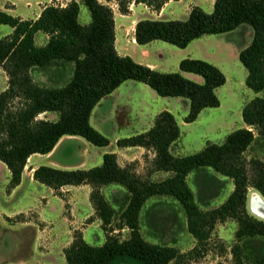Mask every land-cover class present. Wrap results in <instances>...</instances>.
Wrapping results in <instances>:
<instances>
[{"label": "trees", "instance_id": "obj_1", "mask_svg": "<svg viewBox=\"0 0 264 264\" xmlns=\"http://www.w3.org/2000/svg\"><path fill=\"white\" fill-rule=\"evenodd\" d=\"M89 12V21L79 20L80 3ZM70 0L65 5L49 3L36 18H22L0 9V24L9 33L0 37V69L7 77L0 91V162L9 171L8 188L22 179L32 154H47L64 135L79 136L103 147L108 137L90 122L99 101L127 80L147 85L162 97H181L188 102L185 123L193 122L208 107H218V87L226 83L223 71L205 59L183 57L177 72H162L121 55L115 47V20L112 8L99 0ZM143 3L160 11L169 0H118L119 10L129 12L130 2ZM6 9L10 7L5 6ZM239 27L252 30L251 40L239 45L238 59L247 71L245 85L254 93L264 89V0H214L211 11L193 5L185 19L142 18L135 23L134 39L139 45L161 40L186 48L206 34L229 33ZM47 36L43 44L36 35ZM71 64V75L62 85L36 79L35 72L55 67L63 71ZM185 73L199 75L202 81ZM52 112L55 119L42 114ZM246 127L229 132L222 143L207 142L199 151L174 155L170 147L180 137V127L168 110L160 111L145 131L118 138L117 147L140 146L154 152L153 171L168 172L161 180L138 174L133 162L121 166L114 152L102 155L100 165L86 169H62L39 165L33 179L62 196L64 186L89 185L90 204L105 234L101 245H91L81 231L63 249L66 264H187L204 257L217 223L235 221L234 242L230 246L232 264H264V219L247 209L252 188L264 200V161L246 158L245 152L257 137L264 138V98L255 95L241 109ZM211 168L231 179L233 187L216 207L202 209L187 177L195 170ZM121 186L126 205L117 212L101 188ZM153 196H169L178 201L194 245L183 252L175 246L147 241L140 231V211ZM128 229L127 238L119 231ZM218 252L226 251L224 244Z\"/></svg>", "mask_w": 264, "mask_h": 264}, {"label": "rangeland", "instance_id": "obj_2", "mask_svg": "<svg viewBox=\"0 0 264 264\" xmlns=\"http://www.w3.org/2000/svg\"><path fill=\"white\" fill-rule=\"evenodd\" d=\"M69 1L0 0V9L7 11L5 8L7 4L9 9H12V14L33 18L45 4L63 6ZM99 1L110 6L114 12L115 41L119 54L130 53L135 61L145 60L162 72H177L178 58L182 56L205 59L218 66L226 76V83L216 90L220 105L204 108L197 119L190 123L183 121L188 113L186 99L162 97L141 82L125 81L113 93L103 97L91 113V124L111 141L109 150L117 148L118 138L142 132L147 121L153 123L155 116L162 110L170 111L180 127L181 136L173 144L174 155L195 153L207 142L222 143L229 132L245 125L241 117L243 105L255 94L264 98V89L254 93L245 85L247 71L238 59L239 45L245 46L251 40L250 28L239 27L229 33L206 34L193 40L186 49L161 40L151 41L145 49H139L133 40L135 23L139 19H185L193 5L211 11L214 0H169L160 11H152L143 3L132 1L128 4L127 14L119 10L118 0ZM79 3V20L87 23L90 19L89 12L80 1ZM8 30H11L8 25L0 24V37ZM37 42L42 43V39L38 38ZM70 75L71 64H67L63 71L50 67L35 72L36 79L49 85H62ZM189 78L197 82L202 81L199 75L191 74ZM6 84L5 73L0 69V90ZM79 138L82 141H65L64 150L58 151L55 159L74 165H87L86 161L80 163L78 161L81 142H87L84 138ZM88 144L91 150L86 149L84 156L86 160L94 159L100 148L89 142ZM70 150L72 153L68 154ZM151 154V152L144 154L140 162L137 160L131 162L134 163L138 174L152 180H161L168 176V173L164 171L155 173L152 170ZM245 156L248 159L257 157L264 161V138L257 137L246 150ZM27 163L30 167L34 164L32 160ZM30 167L27 168L26 175ZM9 177L8 169L0 162V262L4 261L1 264H14L17 261H23L25 264H66L62 252L64 247L62 250L61 248L67 243V234L70 236L68 230L78 225V229L71 231L73 235L74 231H80V227L96 218L94 214L83 219L87 202H90L89 196L87 199L86 189L69 187L71 191L62 192V196L59 197L49 187L24 177L21 184L11 191L8 188ZM187 180L202 209H210L221 204L233 187L231 179L216 173L211 168L192 171ZM101 190L117 212L126 205L127 194L119 185L109 184L103 186ZM159 197L161 198L149 201L141 211V229L144 238L152 243L182 248L183 252L189 250L195 241L187 231L186 219L180 204L172 197ZM254 199L264 201L257 191L250 188L247 209L255 217L264 219L252 210ZM72 212L74 218L71 216ZM40 216L44 221H40ZM65 216L68 220L64 221ZM72 220L76 223L72 224L70 222ZM235 229L236 223L231 219L217 223L209 241L211 251L198 261L187 264H232L230 246L234 242ZM36 230L42 233L37 238ZM118 233L123 239L128 237L129 231L124 229ZM58 238L61 243L57 241ZM104 239L105 234L100 227L93 224L88 229L86 242L89 244L98 246L104 242ZM220 244L226 247L223 254L218 252ZM121 263L117 261L116 264Z\"/></svg>", "mask_w": 264, "mask_h": 264}, {"label": "crops", "instance_id": "obj_3", "mask_svg": "<svg viewBox=\"0 0 264 264\" xmlns=\"http://www.w3.org/2000/svg\"><path fill=\"white\" fill-rule=\"evenodd\" d=\"M168 3V2H167ZM166 3V4H167ZM165 4V5H166ZM46 5V4H45ZM45 5H43L42 7H44ZM164 7V6H163ZM162 7V8H163ZM42 9V8H41ZM7 11H9L10 13H11V11H12V9H7ZM41 11V10H40ZM40 13V12H39ZM39 13L36 15V16H34L33 18H36L38 15H39ZM23 18V17H22ZM10 32V30H8V31H6V32H4L2 35H5V34H7V33H9ZM38 38H40V39H42V43H38L37 42V39ZM47 40V36L46 35H44V34H42V33H38L37 35H36V42L38 43V44H43V43H45V41ZM116 40V39H115ZM133 40L135 41V39H134V37H133ZM135 43V46L137 47V48H139V49H145L150 43H147V44H144V45H139V44H137L136 42H134ZM189 46V45H188ZM187 46V47H188ZM115 47H116V41H115ZM186 47V48H187ZM186 48H183V49H186ZM116 49H117V47H116ZM182 49V48H181ZM125 55H126V53H124ZM128 55H130V56H132L130 53H127ZM183 57H188V56H182V57H179L178 58V60L180 61V59H182ZM134 58V57H133ZM138 62H141V63H144V64H147V65H149L150 67H152V68H154L155 66H153V65H151L149 62H147V61H145V60H142V59H136ZM2 70V69H1ZM3 71V70H2ZM3 73H5L4 71H3ZM192 73H185V75L186 76H188V77H190V75H191ZM193 75H195V74H193ZM197 76V75H196ZM5 80L7 81V77H6V74H5ZM6 87V85H4L3 87H2V89L1 90H3L4 88ZM117 89V88H116ZM115 89V90H116ZM0 90V91H1ZM114 90V91H115ZM113 91V92H114ZM112 92V93H113ZM111 94V93H110ZM255 95H257V94H255ZM43 116H47L48 118H50V119H55L56 118V114L55 113H52V112H48V113H45V114H42L41 115V117H43ZM90 122H91V116H90ZM152 125V123H150V121H147V124L146 125H144L145 127H144V129H143V131H145V130H147L150 126ZM243 127H246V125H244ZM142 131V132H143ZM181 136V135H180ZM67 140H77V141H82V140H80V138H79V136H70V135H64V136H62L60 139H59V141L57 142V144L54 146V148L52 149V151H50L49 153H47V154H39V153H36V154H32L29 158H28V161L29 160H32L33 161V165H31V167H30V165L27 163L26 164V166H25V168H24V171H23V174H22V179H21V182L23 181V179H24V177H27V178H29L32 182H34L35 180L33 179V177H32V175H33V171H34V169L37 167V166H39V165H51V166H54V167H58V168H62V169H75V168H82V169H86V168H89V167H92V166H95V165H98V164H100L101 162H102V155L104 154V153H106V152H114V153H116V156H117V162L121 165V166H123V165H125V164H127V163H130L131 161H141L142 160V157H143V155L144 154H146V153H149V152H151L152 154H151V157H152V159H153V157H154V152L153 151H150V150H148V149H146V148H144V147H140V146H133V147H117L115 150H109V145H110V143H111V141H110V143L107 145V146H103V147H99L100 149H98L97 151H98V154L95 156V158L94 159H88V160H86V158H85V150L86 149H88V151L89 150H91V147L89 146V144H88V142H81V148H80V150H79V163L80 162H83V161H86V163H87V165H80V164H70V163H67V162H64V161H58V160H56L55 159V154L58 152V151H63L64 149V145H63V143L65 142V141H67ZM179 140V139H178ZM175 143V142H174ZM173 143V144H174ZM173 144H172V146L170 147V150H171V152L173 153ZM70 153H72V151L70 150V151H68V154H70ZM176 155H178V154H176ZM40 159H42V160H40ZM27 161V162H28ZM29 167H30V170L28 171V174L26 175L25 174V172H26V170H27V168L29 169ZM159 173V172H161V171H155V173ZM165 173H168V172H165ZM167 175V174H166ZM168 175H169V173H168ZM21 182H20V184H21ZM19 184V185H20ZM18 185V186H19ZM18 186H16V187H18ZM15 187V188H16ZM69 187H84V189H86V195H87V199H88V196H89V193H90V188H89V186L88 185H78V186H73V185H69V186H64V187H62L61 189H60V191L61 192H65V191H71L70 189L71 188H69ZM121 187V186H120ZM14 188V189H15ZM122 188V187H121ZM14 189H12L11 191H13ZM51 189V188H50ZM51 191H53L52 189H51ZM157 198H161V197H159V196H153V197H150V198H148L147 200H146V202H145V204L144 205H146V204H148L149 203V201H151V200H155V199H157ZM144 205H143V207H144ZM143 207H142V209H143ZM142 209H141V211H142ZM94 210H93V208H92V206L90 205V202L88 201L87 202V207H86V213H85V215H84V217H83V219L85 220V219H87V217H89L90 215H94V212H93ZM141 211H140V216H139V220H140V231H141V233H142V227H141ZM15 215V214H14ZM71 216L73 217L74 216V214H73V212L71 213ZM8 217H11V216H8ZM74 218V217H73ZM40 221H44L42 218H41V216H40ZM65 220H68V218H67V216H65L64 217V221ZM72 224L73 223H76L75 222V220H72V221H70ZM80 224H82V222H80ZM93 224H95L96 226H98V227H100V224H101V221L96 217L95 218V220L94 221H92V222H90V223H87V224H85L84 226H82V227H80V231H81V233H82V236H83V238L86 240V238H87V234H88V229L90 228V227H92V225ZM101 228V227H100ZM74 229H78V225H74V227L71 229H69L68 231H69V233H70V236H68L69 234H67V243H66V245L65 246H62V248H61V250L63 249V247L65 248L67 245H69V243L72 241V233H71V231L72 230H74ZM124 229H126V228H124ZM124 229H122V230H124ZM128 230V229H127ZM40 235H42V233L40 232L39 233V231H37L36 230V238L37 237H39ZM188 235H190V234H188ZM142 236H143V234H142ZM144 237V236H143ZM59 240V238L57 239V241ZM194 241V240H193ZM59 243H61L60 241H58ZM195 243V242H194ZM194 243L192 244V246L194 245ZM191 246V247H192ZM190 247V248H191ZM181 251H184V249H180ZM62 252H63V250H62ZM64 255V254H63ZM2 262H4V261H2ZM2 262H0V264L2 263ZM66 262V261H65ZM6 264V263H5ZM14 264H25V262H23V261H17L16 263H14Z\"/></svg>", "mask_w": 264, "mask_h": 264}, {"label": "bare ground", "instance_id": "obj_4", "mask_svg": "<svg viewBox=\"0 0 264 264\" xmlns=\"http://www.w3.org/2000/svg\"><path fill=\"white\" fill-rule=\"evenodd\" d=\"M252 210L258 215L264 217V201L260 199H254L252 202Z\"/></svg>", "mask_w": 264, "mask_h": 264}]
</instances>
